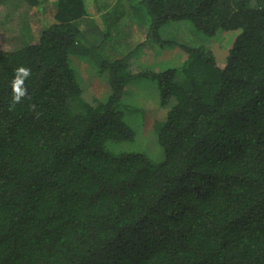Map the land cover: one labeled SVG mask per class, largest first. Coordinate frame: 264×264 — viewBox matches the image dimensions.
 I'll list each match as a JSON object with an SVG mask.
<instances>
[{"label": "trees", "instance_id": "trees-1", "mask_svg": "<svg viewBox=\"0 0 264 264\" xmlns=\"http://www.w3.org/2000/svg\"><path fill=\"white\" fill-rule=\"evenodd\" d=\"M47 1L0 0V264H264V0L139 3L151 21L137 48L168 44L160 30L172 21L238 31L223 57L180 45L179 68L149 72L168 107L159 164L108 148L136 137L127 57L103 61V101L81 99L71 64L99 26L109 44L124 8L93 19L87 0H55V23L36 37L30 12ZM20 66L30 98L9 110Z\"/></svg>", "mask_w": 264, "mask_h": 264}, {"label": "rangeland", "instance_id": "rangeland-1", "mask_svg": "<svg viewBox=\"0 0 264 264\" xmlns=\"http://www.w3.org/2000/svg\"><path fill=\"white\" fill-rule=\"evenodd\" d=\"M136 2L138 8L135 10L134 7L130 8L127 0H87L89 16L93 19L101 12L102 5H109L111 9L117 8L118 12V8L122 7L125 16L120 19L117 27L110 30L109 44L106 36L109 29L105 30L100 26L94 29L92 42L82 37L80 48L88 49L90 54L88 57H81L80 52L72 55L71 64L77 67V76L84 89L81 99L85 102L92 101L93 98L103 101L110 90V72L105 69L103 61L106 56L111 60L113 57H127L128 68L134 76L126 86L122 101L124 106L130 105L124 109V118L136 130V137L132 141L110 142L108 148L117 153L142 152L148 155L154 164H159L165 156L157 142L155 129L165 118L168 107L159 104L158 80L152 78L149 72L179 68L188 56L180 45L191 48L205 46L217 57H223L233 45L238 31L219 30L215 36L210 37L198 30L190 20L172 21L160 30L162 39L168 44L151 42L137 48V45L146 39L151 18L146 8L139 4L141 0ZM116 3L120 5L117 6ZM56 10L57 1L48 0L42 8H34L30 12L31 28L36 37H40L45 27L55 23ZM162 152L163 157L158 160Z\"/></svg>", "mask_w": 264, "mask_h": 264}, {"label": "clouds", "instance_id": "clouds-1", "mask_svg": "<svg viewBox=\"0 0 264 264\" xmlns=\"http://www.w3.org/2000/svg\"><path fill=\"white\" fill-rule=\"evenodd\" d=\"M31 74V69L28 67L20 66L15 69L13 79L10 82L12 98L9 110H13L25 97H28V89L25 86V81L30 78Z\"/></svg>", "mask_w": 264, "mask_h": 264}, {"label": "crops", "instance_id": "crops-1", "mask_svg": "<svg viewBox=\"0 0 264 264\" xmlns=\"http://www.w3.org/2000/svg\"><path fill=\"white\" fill-rule=\"evenodd\" d=\"M117 4V3H116ZM117 6H119V5H117ZM99 15H97V17H98ZM147 32V31H146Z\"/></svg>", "mask_w": 264, "mask_h": 264}]
</instances>
